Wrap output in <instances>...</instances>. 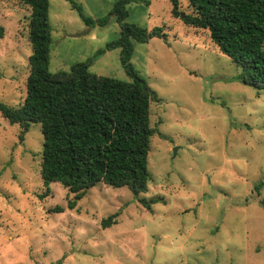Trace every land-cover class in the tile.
Instances as JSON below:
<instances>
[{
	"label": "rangeland",
	"instance_id": "rangeland-1",
	"mask_svg": "<svg viewBox=\"0 0 264 264\" xmlns=\"http://www.w3.org/2000/svg\"><path fill=\"white\" fill-rule=\"evenodd\" d=\"M114 2L49 0L51 74L90 60V73L131 81L120 49L105 50L120 31ZM126 10L127 23L165 34L133 43L130 59L159 99L150 107V181L138 198L160 202L147 210L126 188L98 184L70 209L73 194L42 185L40 126L20 140V127L0 117V264H264V91L240 81L207 31L172 17L169 0H131ZM29 14L0 0V103L12 108L25 98Z\"/></svg>",
	"mask_w": 264,
	"mask_h": 264
},
{
	"label": "trees",
	"instance_id": "trees-1",
	"mask_svg": "<svg viewBox=\"0 0 264 264\" xmlns=\"http://www.w3.org/2000/svg\"><path fill=\"white\" fill-rule=\"evenodd\" d=\"M17 1L30 11L29 75L22 104L12 108L0 103V117L20 127V140L31 124L40 126L43 187L48 190L51 183H59L73 194L70 209L98 184L126 188L149 210L159 199L138 196L147 192L150 181L148 152L155 132L150 125V107L159 99L133 73L130 59L133 43L164 39L163 29L148 31L127 23L126 6L131 0H115L110 15L120 31L105 50L120 49L121 66L131 81L90 73V60L73 64L69 72L51 74L49 0ZM169 2L172 17L187 27L208 32L212 44L241 70L238 78L243 84L264 91V0H187L189 13L180 11L178 0ZM83 19L88 26L106 23ZM63 211V207H56L52 212ZM117 217L118 213L109 216L100 226L105 229L116 224Z\"/></svg>",
	"mask_w": 264,
	"mask_h": 264
},
{
	"label": "water",
	"instance_id": "water-1",
	"mask_svg": "<svg viewBox=\"0 0 264 264\" xmlns=\"http://www.w3.org/2000/svg\"><path fill=\"white\" fill-rule=\"evenodd\" d=\"M175 155H176V148H174L172 151V156L174 157Z\"/></svg>",
	"mask_w": 264,
	"mask_h": 264
}]
</instances>
